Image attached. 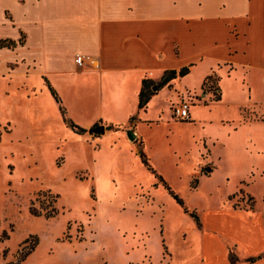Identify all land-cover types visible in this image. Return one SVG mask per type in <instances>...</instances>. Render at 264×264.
<instances>
[{
	"label": "rangeland",
	"instance_id": "rangeland-1",
	"mask_svg": "<svg viewBox=\"0 0 264 264\" xmlns=\"http://www.w3.org/2000/svg\"><path fill=\"white\" fill-rule=\"evenodd\" d=\"M230 83L225 87L233 91L223 102L245 100L243 82ZM196 84L194 76L177 83L190 91H176L175 99H167L171 88L162 90L148 110L150 118L159 117L138 126L141 136L121 127L118 134L101 136L70 132L46 97H27L35 89L7 90L0 81V264H15L30 251V236L37 243L19 264H206L199 237L204 209L248 211L261 199L264 207V173L254 170H264V141L259 155L250 154L256 133L232 113L233 122L220 123L219 110L210 113L209 104L202 105L212 95L191 92ZM185 101L195 104L194 121L173 114ZM242 109L243 120L250 118L252 108ZM7 123L9 132L3 130ZM140 152L196 212L199 227L147 169ZM249 182L255 200L245 190ZM32 202L37 209L50 203L57 213L34 216ZM225 241V264H248L246 252ZM263 254L251 264H264Z\"/></svg>",
	"mask_w": 264,
	"mask_h": 264
},
{
	"label": "crops",
	"instance_id": "crops-1",
	"mask_svg": "<svg viewBox=\"0 0 264 264\" xmlns=\"http://www.w3.org/2000/svg\"><path fill=\"white\" fill-rule=\"evenodd\" d=\"M4 39L16 42L14 47H0V81L7 90L10 86L25 93L35 89L27 97H46L60 114L47 81L66 116L86 129L103 125L101 136L120 132L107 129L108 125L140 134V124L159 117L158 113L154 119L148 116L159 93L171 88L167 99H175L176 91H190L176 84L193 76L197 88L191 92L209 98L211 93L202 94L201 85L215 74L220 100L202 105L209 104L210 113L219 110L220 123L229 125L233 122L229 113L236 115L239 125L256 133L249 140V153L262 151L264 0H0V40ZM76 56H81V65L75 63ZM185 66H189L186 75L172 79L171 87L164 86L145 109H138L143 79L156 82L166 70ZM238 79L247 98L223 102L233 91L225 84L231 86ZM243 107L253 110L246 120ZM188 114L194 121L195 104ZM254 170L259 176L264 173ZM250 183L244 187L255 200L248 191ZM263 208L261 199L248 211L224 206L204 209L199 237L206 264L226 263L225 238L248 257L264 253Z\"/></svg>",
	"mask_w": 264,
	"mask_h": 264
},
{
	"label": "trees",
	"instance_id": "trees-1",
	"mask_svg": "<svg viewBox=\"0 0 264 264\" xmlns=\"http://www.w3.org/2000/svg\"><path fill=\"white\" fill-rule=\"evenodd\" d=\"M20 42V41H19ZM16 45V42L13 40H9V39H4V40H0V47H14ZM189 72V66H185L182 67L178 70L176 69H170V70H166L163 75L161 76V78L156 81L153 82L149 79H143L142 80V85H141V89L138 93V109H145L147 102L149 101V99L151 98V96H153L154 94H156V92L158 90H160L161 88H163L164 86L167 87H171V80L177 77H182L184 75H186ZM217 81H218V77L215 74H210L208 75L202 85H201V90H202V94H206V93H211L212 97L210 98L211 101H218L220 100V93L217 87ZM46 85L47 88L49 89L52 97L54 98V100L58 103L59 105V111L60 114L62 116V120L65 123V125L67 127H69L74 133L76 134H83L86 131H89L95 127H97V124L92 125L89 129L83 128L77 124H75L73 121H71L67 116H66V111L64 109V107L61 105V101L59 96L57 95L56 91L50 86V84L46 81ZM206 104V103H204ZM134 117H131V119ZM8 125L9 123H7L4 127L3 130L5 132H9L10 129H8ZM107 129H116L118 127H114L112 125H108L106 127ZM2 131L0 130V136H1ZM140 155L142 157V162L145 164V166L147 167L148 170H150L155 177H158V179L162 182L164 188L167 190L168 194L175 200V202L180 205L183 208V211L185 213H187L196 223V225H200L199 223V218L196 214V212L194 210H188L183 203V200L171 189V187L164 181V179L162 178L161 175H157L155 173V171L152 169V167L148 164L147 159L144 157L143 153L140 152ZM191 187H195V186H191ZM56 196H53V201H51V203H53L55 201ZM49 206V207H48ZM46 208H49L48 210ZM46 208H43L40 206L39 209L35 208L33 206V202L31 203L30 207H29V212L34 215V216H40V215H44L45 217H50L53 215H56L57 210L55 209V207H53V205H51L50 203L47 204ZM44 210V211H43ZM31 238H33V243L32 246L30 248V251L32 250L33 246L36 245L37 243V237L36 236H30ZM29 237V238H30ZM2 238H8V233L6 231L2 232ZM29 238H26L23 243L28 242ZM30 251H27L22 258L19 259L18 262H16L15 264H19L20 261H22L25 256H27ZM264 257V254H263ZM262 258L261 255L255 256V257H248L246 259V261L248 262V264H251L253 262H255L256 260Z\"/></svg>",
	"mask_w": 264,
	"mask_h": 264
},
{
	"label": "built area",
	"instance_id": "built-area-1",
	"mask_svg": "<svg viewBox=\"0 0 264 264\" xmlns=\"http://www.w3.org/2000/svg\"><path fill=\"white\" fill-rule=\"evenodd\" d=\"M75 63L77 65H81V56H76L75 57ZM189 103L187 101L183 103H179L177 106L174 107L173 109V114L178 117L179 119L185 120L188 119L189 114H188V109H189Z\"/></svg>",
	"mask_w": 264,
	"mask_h": 264
},
{
	"label": "water",
	"instance_id": "water-1",
	"mask_svg": "<svg viewBox=\"0 0 264 264\" xmlns=\"http://www.w3.org/2000/svg\"><path fill=\"white\" fill-rule=\"evenodd\" d=\"M89 133L90 132H93V133H103L104 132V126L103 125H100V126H97L91 130L88 131ZM126 134H127V137L130 139V140H134L135 139V134L132 130H128L126 131Z\"/></svg>",
	"mask_w": 264,
	"mask_h": 264
}]
</instances>
